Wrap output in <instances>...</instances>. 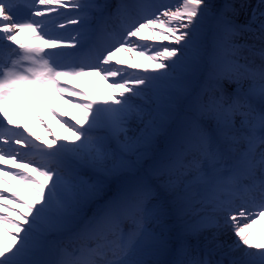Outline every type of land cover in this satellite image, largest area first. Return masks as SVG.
<instances>
[{"label":"snow or ice","instance_id":"1","mask_svg":"<svg viewBox=\"0 0 264 264\" xmlns=\"http://www.w3.org/2000/svg\"><path fill=\"white\" fill-rule=\"evenodd\" d=\"M0 166V264H264V0H0Z\"/></svg>","mask_w":264,"mask_h":264},{"label":"bare ground","instance_id":"2","mask_svg":"<svg viewBox=\"0 0 264 264\" xmlns=\"http://www.w3.org/2000/svg\"><path fill=\"white\" fill-rule=\"evenodd\" d=\"M110 2L114 3L115 0H110ZM162 3H167L170 6H174L175 4L179 3V0H160ZM211 3H216L218 0H210ZM220 4L224 2V0H219ZM256 0H250L251 5L255 3ZM250 11V9H249ZM240 21L242 22L245 19L244 13L242 12L240 15ZM134 39V38H133ZM167 43V42H165ZM130 54L128 53H120V57L127 60L129 59ZM131 60H134L140 64H147L150 65L151 62L144 60L140 58L139 56L135 55L134 53L131 54ZM113 66L114 65L113 63ZM118 67H124L126 68V65H121ZM133 71V70H129ZM138 72V74H144L142 69L135 70ZM91 76V77H90ZM66 87L69 88H75L77 91H82L89 96L93 97L95 100L100 101L103 99H106L107 96L110 94V89L107 86V82L102 80L99 76L95 75H88L84 77H80L75 80H69L66 84ZM49 102L51 103L52 107L56 110L57 116L60 118L61 121L67 120L69 123H75V120L72 119V117H75L76 119H79L81 116V113L79 110L72 108L70 104H66L63 102V100L57 98L53 94H49L48 96ZM70 100H76L79 99V97H69ZM39 115L44 120L45 127L48 128L49 132L51 133V137H49L48 133L45 132L44 128L41 127L39 124L36 123V121L33 119L32 121H27V125L30 128L32 132L39 135L41 138H58L67 135L65 133L64 129L61 127V124L57 122L56 119H54L51 115L43 111L42 109L39 110ZM134 126V125H133ZM64 142V141H59ZM2 167V166H0ZM27 171V170H25ZM32 176L36 177L35 173H31ZM92 174L89 172L85 176V178H89ZM37 179H43L42 177H36ZM11 184L15 186V188L21 192V194L29 197L30 199L33 198L31 196V193L28 191L27 188H25L23 185L19 184L16 180H9ZM7 195V194H6ZM257 227H264V225H258ZM210 235V233H203L199 237L196 236H189L187 238V243L190 247L193 249H196L197 245H201L204 247V236ZM6 239V238H5ZM219 239L222 242H226L227 244H231L236 241V237L233 235V232L231 228L226 229L219 237ZM211 247V246H209ZM211 259H219L220 253L217 252L215 255H212L210 257ZM162 260H169L171 259L170 255H163L160 257Z\"/></svg>","mask_w":264,"mask_h":264},{"label":"rangeland","instance_id":"3","mask_svg":"<svg viewBox=\"0 0 264 264\" xmlns=\"http://www.w3.org/2000/svg\"><path fill=\"white\" fill-rule=\"evenodd\" d=\"M215 4L219 5V4H220L219 0H218V2H216ZM255 4H256V2L253 3V5H255ZM90 77H91V76H90ZM27 121H32V122H33V119H31V118H25V122H26V123H27Z\"/></svg>","mask_w":264,"mask_h":264}]
</instances>
